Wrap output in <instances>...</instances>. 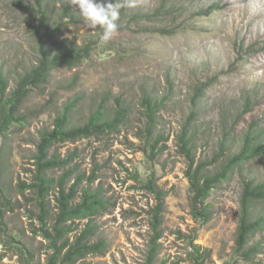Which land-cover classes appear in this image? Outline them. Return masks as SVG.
<instances>
[{
  "label": "rangeland",
  "instance_id": "374dc122",
  "mask_svg": "<svg viewBox=\"0 0 264 264\" xmlns=\"http://www.w3.org/2000/svg\"><path fill=\"white\" fill-rule=\"evenodd\" d=\"M67 3L44 2L50 22ZM161 5L162 0H136V7L122 8L118 34L107 44L78 12L74 25L53 41L54 51L91 45V52L76 68L56 69L47 84L33 88L21 108L25 121L0 137V264H47L51 251L37 233L35 195L23 186L32 184L40 134L73 102L69 127L85 125L102 105L109 115L117 102L129 110L118 131L51 150L69 161L48 173L56 182L51 214L61 178L65 192L77 179L84 178L81 189L93 178V190L99 188L107 202L93 219L92 238L106 242L107 252L78 264H147L155 202L145 184L151 178L167 194L156 264H192L189 243L200 247L205 264H264V229L249 240L248 248L256 250L251 262L235 253L243 184L264 182V156L211 191L210 219L201 225L192 216L187 159L180 148L185 131L195 164L210 162L221 146L235 153L252 122L264 127V0H170L160 10ZM40 26L35 0L23 5L0 0V71L9 90L36 64ZM205 84L203 99L195 101L196 89ZM144 98L159 106L151 134ZM255 215H264V204Z\"/></svg>",
  "mask_w": 264,
  "mask_h": 264
},
{
  "label": "trees",
  "instance_id": "16d2710c",
  "mask_svg": "<svg viewBox=\"0 0 264 264\" xmlns=\"http://www.w3.org/2000/svg\"><path fill=\"white\" fill-rule=\"evenodd\" d=\"M16 1L19 5H23V0ZM45 1L35 0L36 12L41 22L40 29L36 31L35 36L38 54L36 64L18 79L12 90H9L8 82L0 71V137H4L13 125L25 121L21 108L33 88H40L47 84L52 71L60 68H76L90 56L91 45H64L57 51L52 49L53 41L63 32L64 27L74 25L77 12L67 3L59 18L52 23L50 14L44 6ZM169 3L170 0H162L160 10ZM160 33L165 36L170 35L163 31ZM206 87L205 84L196 89L195 101L203 99ZM75 104L73 102L66 105L62 113L54 120L53 128L40 134L33 158L35 174L32 184L23 186V189L32 190L35 195L37 213L34 214L33 219L39 226L38 236L47 242V247L51 251L47 264H78L88 256L105 255L108 248V244L101 239L92 242V238L96 235L93 219L105 211L107 206V202L102 200L100 189L93 190V178L87 179L85 186L81 189H79V184L84 178L77 179L76 184L72 185L67 192L64 188L66 180L61 178L56 186V213L51 214L49 197L56 182L49 177L48 173L64 168L69 163L66 159H61L54 151L51 153V150L57 144L74 143L118 131L126 122L129 110L117 102L113 115H109L105 106L102 105L91 115L85 125L69 127L70 116ZM142 107L145 108L148 117V134H151V127L155 124L154 116L158 113L159 106L152 99L144 98ZM251 108H246L243 114H248ZM180 143V148L187 159L185 176L189 182L192 216L195 221L205 225L210 219L209 204L206 201L211 191L229 181L234 173L246 163L264 156V127L257 121L252 122L243 134L241 146L235 153H230L227 148L221 146L217 156L210 162L195 164L190 156L191 145L190 140L185 138V131ZM151 148L153 152L155 146ZM211 167H214L213 171H209ZM145 189L153 195L155 202L150 212L152 237L149 241L146 263L156 264L167 194L154 185L153 178L145 184ZM258 204H264V182L256 183L254 180L244 182L239 200L235 253L246 262H251L256 254L255 248H248L250 238L264 229V215H255ZM1 219L0 215V222ZM83 221V227L79 229ZM1 229L0 225V231ZM189 245L192 264H205V257L199 253L200 247L192 243Z\"/></svg>",
  "mask_w": 264,
  "mask_h": 264
},
{
  "label": "clouds",
  "instance_id": "9594fccd",
  "mask_svg": "<svg viewBox=\"0 0 264 264\" xmlns=\"http://www.w3.org/2000/svg\"><path fill=\"white\" fill-rule=\"evenodd\" d=\"M87 29H99L100 43L107 44L119 31L121 9L136 7V0H67Z\"/></svg>",
  "mask_w": 264,
  "mask_h": 264
}]
</instances>
